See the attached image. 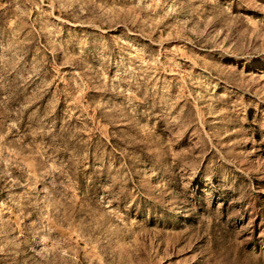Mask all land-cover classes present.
Returning <instances> with one entry per match:
<instances>
[{
  "label": "rangeland",
  "instance_id": "rangeland-1",
  "mask_svg": "<svg viewBox=\"0 0 264 264\" xmlns=\"http://www.w3.org/2000/svg\"><path fill=\"white\" fill-rule=\"evenodd\" d=\"M0 264H264V0H0Z\"/></svg>",
  "mask_w": 264,
  "mask_h": 264
}]
</instances>
